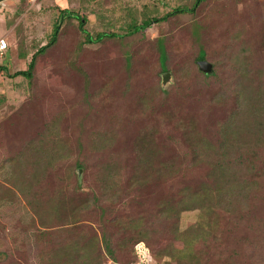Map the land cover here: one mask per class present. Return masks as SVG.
I'll use <instances>...</instances> for the list:
<instances>
[{"label": "rangeland", "instance_id": "obj_1", "mask_svg": "<svg viewBox=\"0 0 264 264\" xmlns=\"http://www.w3.org/2000/svg\"><path fill=\"white\" fill-rule=\"evenodd\" d=\"M195 1L0 3V35L21 20L13 33L17 43L0 57V264H74V257L81 254L83 259L95 257L93 264H264L262 144L247 145L235 171H245V158L251 156L257 167L249 176L254 180V173H261L254 180L249 209L236 217L220 214L211 220L205 236L186 232L201 211L184 208L191 201L180 202L179 195L184 187L197 189L207 183L209 170L204 162L191 159L176 124L192 115L201 134L215 135L219 125L225 127L233 100L215 105L211 95L232 83L239 61L250 71L264 72V0H203L193 12L170 14L176 7L192 8ZM133 17L137 24L145 18L152 21L132 35L96 38L97 33H125ZM193 22L202 27L206 60L215 68L208 76L199 69ZM235 31L241 38L232 47ZM57 32L55 43L34 58L32 77L18 75ZM160 40L167 54L165 70ZM167 71L171 81L164 85L162 75ZM142 131L153 132L159 158L175 167L174 177L146 184L136 181L133 145ZM37 144L36 151L47 164L41 184L32 181V201L42 192L40 202L48 203L59 193L79 207L76 222L63 223L68 229L62 232L64 237L56 238L52 229L43 234L39 218L12 184L21 180L28 186L34 173L10 159ZM79 168L82 187L77 190ZM162 200L167 207L160 216ZM103 229L113 256L102 243L90 242ZM182 235L185 240L175 243ZM137 237L141 240L133 245ZM92 244L94 252L74 251Z\"/></svg>", "mask_w": 264, "mask_h": 264}, {"label": "trees", "instance_id": "obj_2", "mask_svg": "<svg viewBox=\"0 0 264 264\" xmlns=\"http://www.w3.org/2000/svg\"><path fill=\"white\" fill-rule=\"evenodd\" d=\"M202 1L203 0H196L192 8L188 9L185 7H176L173 12H170V14H179L186 11L193 12L196 5L200 4ZM165 18L166 17H163L162 19ZM151 21V18H145L142 24H137V20L133 17L132 21L129 22L125 33H121L120 35L118 33H97L96 38L99 40L106 38L107 36L116 38L132 35L139 32L140 29H146L149 24H151ZM80 23H83L82 19H80ZM192 28H195V31ZM191 31L194 39L199 43L200 50L197 58L206 59L207 52L201 43V25L193 22L191 24ZM57 37L58 32L47 45L40 47V49L34 53L27 70H20L16 73L30 79L33 74L32 69L34 67V58H36L37 54L45 52L50 45H53L57 40ZM240 38V33L235 31L231 38V46L233 47V44L235 45L239 43L238 41H240ZM91 39L92 37L89 36V41H91ZM158 48L161 52L162 69L165 70L167 54L163 40L159 41ZM27 52V50L22 52L23 58L27 56ZM127 62L129 64L128 66H130L131 63L129 57L127 58ZM74 64L75 63H72L71 65L74 67ZM238 64L239 65L236 66L235 70V78L232 77V83L227 86L222 85L211 95V102L215 105H225L229 98L233 100V105L229 110V114L225 121L227 123L226 125L224 124V128L219 125L215 135L210 134L205 136L198 131V121L195 116L192 115L182 117V119L176 124V128L178 127L179 130L182 131L183 140L186 147L189 148L191 159L195 160L197 164L204 162L209 170V172H207L209 173L207 183L200 185L197 189H193L190 186L184 187V190L181 191V195H179L181 197L180 202L191 201L188 206L184 205V208L198 209L201 211L198 221L192 223L190 227L186 229V232L190 234L191 237L205 236L207 233L206 228L211 225V220H218L220 214L225 215V213H227L231 217H236L245 213L252 203L251 189L255 186L254 180L261 176V173L258 174L257 171L253 175L254 180L249 176V172H253V169L257 167V164L251 159V156L245 158L247 163L242 166V168H246V172L243 170L239 171L238 174L235 172L238 168V164L241 163L238 161V158L247 150V145L255 146L262 144L264 149V72L250 71L244 61H239ZM205 75L208 76L207 74ZM226 94H228V96H225ZM142 132H144L143 135H138L133 145L136 181L138 183L146 184L163 180L166 181L169 178L174 177L175 167H173L169 161H161L159 158L158 151L153 143V132ZM37 148L38 144L36 147H27L24 155L22 152L20 157H15L12 160L10 159L12 162L16 159L21 167H27L28 170H33L32 172L34 173L33 178H30L28 186L24 181H19L16 178V175L14 176L18 182L12 181V184L17 188L24 200L30 205L39 218L42 226L45 228L43 234H50L53 230L52 234L56 233L55 237L57 238L63 236L62 232L65 233V230H68L63 227L65 221L68 223L76 222L75 220L78 215L79 207L74 204L73 198L68 195L59 194L58 192L52 201H48V203L40 202V198L43 197L41 194L42 192L38 194L36 200L32 201L31 190H33L34 187V183L32 182L33 179L35 180V183H39L38 185H40L46 175L44 168L47 164V158L44 157L41 152L36 151ZM76 165L81 166L82 164L77 163ZM16 174L20 175L18 171H16ZM78 182L75 187L77 190H80L82 185ZM39 191H41V188ZM101 199L102 198L99 197L96 201L98 205H100ZM33 204L37 205L36 209ZM158 204V208L163 211V213H160V210H158L161 216L162 214H165L167 203L162 200ZM217 209L222 212L217 211ZM53 222H56V227L51 226L53 225ZM168 222V227H170V221ZM130 227H132V225ZM133 229L136 228L133 227ZM144 235L145 233L142 234V236ZM72 238L75 240L78 237L75 238V236H72ZM140 240L141 239L137 237L136 241L133 242V245ZM179 240L182 243L185 240L184 235L176 236L175 243H178ZM77 241L81 240L78 239ZM90 242L102 243L107 254L111 256L114 255L111 250L109 236L104 229L101 232V236L91 238ZM186 243L189 246L191 239H186ZM80 250L83 253H91L94 252L95 248L92 244L90 246H83L74 249L75 252H79ZM186 251L188 252V249H186ZM97 255L98 257H101L99 254H96L95 256ZM171 256H175L174 252ZM82 257L83 254L75 256L73 260L74 264L95 262V257H87L85 259ZM178 261L177 263H180V261Z\"/></svg>", "mask_w": 264, "mask_h": 264}, {"label": "water", "instance_id": "obj_3", "mask_svg": "<svg viewBox=\"0 0 264 264\" xmlns=\"http://www.w3.org/2000/svg\"><path fill=\"white\" fill-rule=\"evenodd\" d=\"M5 0H0V3L4 2ZM198 65H199V69L203 72H205L206 74H210L213 72L214 67L213 64L209 61H207L206 59H200L198 61ZM171 81V73L169 71L165 72L162 75V83L164 85H166V83ZM81 173H82V169L79 168L78 169V179H81Z\"/></svg>", "mask_w": 264, "mask_h": 264}, {"label": "crops", "instance_id": "obj_4", "mask_svg": "<svg viewBox=\"0 0 264 264\" xmlns=\"http://www.w3.org/2000/svg\"><path fill=\"white\" fill-rule=\"evenodd\" d=\"M20 21H21V20H19V21L13 26V28H6V30L4 31V33L0 35V38L3 37L4 39H6V40L8 41V43H9V48H10V46L13 45L14 43H15V44L17 43L18 36H17V35L14 36L13 33L15 32V28H16V26L20 23ZM25 45H26V43H25ZM22 46H24V43H22ZM9 48H8V49H9ZM8 49L5 50V52H4L2 55H4L5 53H6V55H8V52H9ZM2 55H0V57H1ZM9 56L12 57V53H10Z\"/></svg>", "mask_w": 264, "mask_h": 264}, {"label": "built area", "instance_id": "obj_5", "mask_svg": "<svg viewBox=\"0 0 264 264\" xmlns=\"http://www.w3.org/2000/svg\"><path fill=\"white\" fill-rule=\"evenodd\" d=\"M9 48V43L6 39H0V54L2 55L3 52Z\"/></svg>", "mask_w": 264, "mask_h": 264}, {"label": "clouds", "instance_id": "obj_6", "mask_svg": "<svg viewBox=\"0 0 264 264\" xmlns=\"http://www.w3.org/2000/svg\"><path fill=\"white\" fill-rule=\"evenodd\" d=\"M6 50H7V49H6ZM4 52H5V51H4ZM4 52H3V53H4Z\"/></svg>", "mask_w": 264, "mask_h": 264}, {"label": "bare ground", "instance_id": "obj_7", "mask_svg": "<svg viewBox=\"0 0 264 264\" xmlns=\"http://www.w3.org/2000/svg\"><path fill=\"white\" fill-rule=\"evenodd\" d=\"M13 22V21H12Z\"/></svg>", "mask_w": 264, "mask_h": 264}]
</instances>
